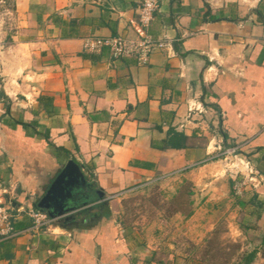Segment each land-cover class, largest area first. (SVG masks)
Returning <instances> with one entry per match:
<instances>
[{
  "label": "crops",
  "instance_id": "crops-1",
  "mask_svg": "<svg viewBox=\"0 0 264 264\" xmlns=\"http://www.w3.org/2000/svg\"><path fill=\"white\" fill-rule=\"evenodd\" d=\"M140 2L13 0L7 68L0 58L8 99L6 108L0 99V202L13 208L14 235L0 236V264H138L115 230L110 197L184 170L207 187L201 199L221 198L228 167L197 175L221 155L244 175L239 201L260 249L251 264L264 260V0H156L145 28ZM144 34L165 44L144 62L83 48L86 38ZM169 129L186 136L184 148H163ZM69 158L91 185L80 193L86 204L33 229L24 210Z\"/></svg>",
  "mask_w": 264,
  "mask_h": 264
},
{
  "label": "rangeland",
  "instance_id": "rangeland-1",
  "mask_svg": "<svg viewBox=\"0 0 264 264\" xmlns=\"http://www.w3.org/2000/svg\"><path fill=\"white\" fill-rule=\"evenodd\" d=\"M15 23L13 0H0V58L3 63L0 65L5 68L8 67L6 61ZM226 157L221 155L207 161L212 165L211 172L198 171L199 179L210 173L211 179L228 167L223 196L210 202L201 199L207 187L193 186L180 174L184 170L110 197L115 230L129 245L131 254H135L133 263L237 264L240 253L257 245L258 236L252 228L249 208L237 204L241 200L239 189L243 186L241 181H245L244 175L240 174L239 166L234 165L236 159ZM204 162L191 168L198 170ZM230 175L233 181L229 183ZM234 183L238 185L234 187ZM218 188L213 184L209 191L217 193ZM196 190L197 197L192 195ZM233 243L238 249L233 248ZM257 264H264V260Z\"/></svg>",
  "mask_w": 264,
  "mask_h": 264
},
{
  "label": "built area",
  "instance_id": "built-area-1",
  "mask_svg": "<svg viewBox=\"0 0 264 264\" xmlns=\"http://www.w3.org/2000/svg\"><path fill=\"white\" fill-rule=\"evenodd\" d=\"M156 6V0H141L137 8V16L139 25L142 28L148 26L152 18V13L156 9ZM164 45L165 44L162 42L154 41L147 34H144L138 39H128L121 35H116L86 38L83 42V48L86 50L93 51L98 50L100 47H107L112 58L131 56L135 57L138 62H144L147 55L153 49L162 47ZM176 172L178 171L168 173V175ZM236 184L238 185V183H234V187L237 186ZM6 193V189L4 187H0V196ZM120 193L122 192H119L115 195H118ZM12 211L13 208L9 205V203L4 204L0 202V236L2 237H11L14 235V230L10 222V219L13 216ZM24 212L30 219L31 227L33 229L47 227L52 221V218H50L45 211L40 209L29 208L24 210Z\"/></svg>",
  "mask_w": 264,
  "mask_h": 264
},
{
  "label": "water",
  "instance_id": "water-1",
  "mask_svg": "<svg viewBox=\"0 0 264 264\" xmlns=\"http://www.w3.org/2000/svg\"><path fill=\"white\" fill-rule=\"evenodd\" d=\"M85 187L91 185L83 176L80 165L69 158L37 200L36 206L51 218L67 220L72 218L73 211L86 204L85 200L79 201ZM93 192L98 196L102 194L99 189Z\"/></svg>",
  "mask_w": 264,
  "mask_h": 264
},
{
  "label": "trees",
  "instance_id": "trees-1",
  "mask_svg": "<svg viewBox=\"0 0 264 264\" xmlns=\"http://www.w3.org/2000/svg\"><path fill=\"white\" fill-rule=\"evenodd\" d=\"M0 99L3 101V104L5 105V108L7 107V101L8 99L5 97V95L3 94L2 90L0 89ZM19 124H21L22 126H27L26 123L23 122H19ZM38 135H41L42 138L45 140V142L51 147L53 148V150L55 151H64L67 152L63 147L61 146H55L53 143H51L48 140V134L47 132H43V133H38L36 132ZM186 145V136L183 135L182 133H178L175 132L173 129H169L167 132V137L164 140L163 143V148H175V149H179V148H184ZM237 204H239L240 206L243 205V203L241 201H237ZM34 208L35 209H39L36 207V202L34 203ZM262 246V245H261ZM233 248L234 249H238V246L236 244L233 243ZM259 247H254L252 249L243 251L242 253H240L239 255V260L237 264H251L255 257L257 252L259 251Z\"/></svg>",
  "mask_w": 264,
  "mask_h": 264
}]
</instances>
